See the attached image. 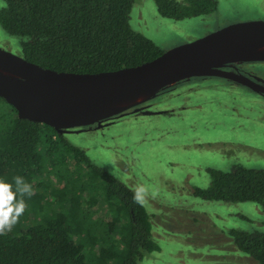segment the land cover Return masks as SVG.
<instances>
[{
    "label": "trees",
    "instance_id": "16d2710c",
    "mask_svg": "<svg viewBox=\"0 0 264 264\" xmlns=\"http://www.w3.org/2000/svg\"><path fill=\"white\" fill-rule=\"evenodd\" d=\"M1 1L0 26L19 37L23 58L42 67L115 70L163 51L131 27L133 0ZM154 2L160 16L173 20L206 15L217 4L216 0ZM133 113L117 114L99 127L93 124L74 132H97L103 121L112 122L106 124L109 127ZM72 131L61 133L20 118L0 97V179L11 182L20 175L33 188L18 222L0 234V264H139L143 252L159 249L152 238L150 214L140 200H133L134 191L69 140ZM207 172L209 183L194 187L195 196L250 201L264 211V168L233 163L229 170L208 167ZM228 234L237 250L264 264V232L230 229Z\"/></svg>",
    "mask_w": 264,
    "mask_h": 264
},
{
    "label": "rangeland",
    "instance_id": "374dc122",
    "mask_svg": "<svg viewBox=\"0 0 264 264\" xmlns=\"http://www.w3.org/2000/svg\"><path fill=\"white\" fill-rule=\"evenodd\" d=\"M216 2L206 15L173 20L159 15L154 0H133L129 22L167 50L230 23L264 20V0ZM0 47L21 53L19 37L1 26ZM257 66L253 69L264 75V65ZM227 85L218 78L187 81L150 99L148 109L169 108L173 113L120 117L109 127L112 122L104 124L102 131L70 130L67 135L133 191L145 190L140 202L150 214L159 249L143 252L139 264H256L236 249L228 231L264 232L261 206L193 194L194 187L208 185V167L229 170L240 163L264 168V100L248 88ZM251 112L257 121L250 120ZM103 219L113 225L108 217Z\"/></svg>",
    "mask_w": 264,
    "mask_h": 264
},
{
    "label": "water",
    "instance_id": "95a60500",
    "mask_svg": "<svg viewBox=\"0 0 264 264\" xmlns=\"http://www.w3.org/2000/svg\"><path fill=\"white\" fill-rule=\"evenodd\" d=\"M255 60L264 61L262 19L230 23L140 64L99 72L57 71L0 47V97L20 118L61 133L79 131L99 127L117 114L157 113L141 104L191 77L221 76L259 91L260 85L249 77L221 68L228 62Z\"/></svg>",
    "mask_w": 264,
    "mask_h": 264
},
{
    "label": "clouds",
    "instance_id": "9594fccd",
    "mask_svg": "<svg viewBox=\"0 0 264 264\" xmlns=\"http://www.w3.org/2000/svg\"><path fill=\"white\" fill-rule=\"evenodd\" d=\"M144 189L134 190L133 200L139 202ZM33 195L32 185L23 176L15 175L11 182L0 179V234L11 231L25 211L26 198Z\"/></svg>",
    "mask_w": 264,
    "mask_h": 264
},
{
    "label": "flooded vegetation",
    "instance_id": "af4514ba",
    "mask_svg": "<svg viewBox=\"0 0 264 264\" xmlns=\"http://www.w3.org/2000/svg\"><path fill=\"white\" fill-rule=\"evenodd\" d=\"M257 64L258 65L260 64L261 66H263L264 65V61L255 60V61L228 62L225 65H223L221 68L224 69L225 71H229L230 73H233V72L234 73H239V74H242V75H244L246 77H249L250 79H252L253 81L257 82L260 85V86H258L260 88L259 91H255L254 89H252L248 85H245V84H243V83H241L239 81H236L235 79L225 78V77H221V76H197V77H191V78L186 79V80H181L179 82H176V83L166 87L165 89H163V91H164L163 95L169 93L170 92L169 89L175 87L174 86L175 84H179L180 85L181 83H184V82H187V81L196 80V79L197 80H200V79L202 80V79H205V78H218V79H222V80L226 81L230 87H234L233 84H237V85L243 86L245 88H248L251 91V93H253L254 95H256V96L260 97L262 100H264V89H261V87L264 88V75L262 74L263 71L254 70L253 69L254 66L259 67V66H257ZM250 67H251V69H249ZM260 69H261V67H260ZM195 83H198V82H195ZM195 89H197L196 92L201 93L200 90H199V87H197ZM188 90H190V88ZM188 94H189V92H187L186 95H188ZM150 101L151 100H148V101L142 103L141 104L142 109H148L150 107ZM184 101H186V98H185ZM181 108H182V106H181ZM173 112H174V109L171 110L169 108H167V109L165 108V109L159 110L156 114H169V113H173ZM251 113H252V116L250 117V120H252V121L256 120L257 121L258 119L254 117V112H251ZM133 114H134V116L144 115V117H147L148 115H151V114H142V113H139L138 111H136ZM259 121H261V120H259ZM107 122H109V121L108 120L103 121L104 124H106ZM90 127H92V126H89V127L85 126L81 130H86V129H89Z\"/></svg>",
    "mask_w": 264,
    "mask_h": 264
}]
</instances>
